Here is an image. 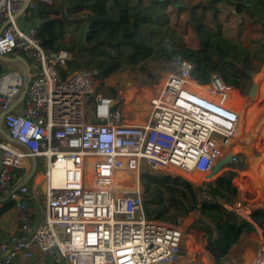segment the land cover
<instances>
[{
	"label": "built area",
	"instance_id": "1",
	"mask_svg": "<svg viewBox=\"0 0 264 264\" xmlns=\"http://www.w3.org/2000/svg\"><path fill=\"white\" fill-rule=\"evenodd\" d=\"M63 2L0 0V57L29 66L24 75L5 65L0 75V116L20 143H0V199H12L21 213L18 232L0 243V264L53 250L51 264H175L185 232L146 217L141 169L194 185L193 178L206 179L238 137L240 112L228 103L244 98L249 87L230 86L218 73L203 84L184 62L166 78L149 119L129 124L113 98L97 94L90 71L63 77L59 67L73 54L46 50L37 26L28 24L37 4ZM32 158L46 169L45 208L37 221L31 205L40 202L39 184L30 185L33 176L19 187ZM55 168L64 172L61 187L51 182Z\"/></svg>",
	"mask_w": 264,
	"mask_h": 264
},
{
	"label": "trees",
	"instance_id": "2",
	"mask_svg": "<svg viewBox=\"0 0 264 264\" xmlns=\"http://www.w3.org/2000/svg\"><path fill=\"white\" fill-rule=\"evenodd\" d=\"M223 1L229 3L230 0H208V3L216 6ZM235 1L239 8L244 5L249 9L253 5L248 2L255 1L264 11V0ZM178 3L180 0H64L57 6L37 4L38 16L34 12L32 18L38 21V36L46 50L52 53L66 50L73 54L72 60L59 67L63 77L85 69L96 81L103 82L126 70L145 73L143 64L160 58L165 63L179 65L189 62L192 74L203 84L209 82L213 73H218L230 86H250V73L257 75L263 68L264 48L252 51L230 38L212 33L195 13V7ZM170 5L179 12L187 10L188 24L198 39V48L187 46L183 37L170 26L167 13ZM262 14L264 16V12ZM70 24L80 25L82 32L88 26L86 38L83 33L70 35L67 29ZM5 64L0 60V75L5 71ZM262 92L264 83L259 94ZM251 116L249 112L244 117L240 115L248 123ZM237 177L238 174L230 170L212 182L194 185L178 175L143 171L140 182L146 217L153 221L192 218L190 229L202 232L205 240L204 262L213 264V257L215 264H223L242 237L257 230L264 236V204L249 208V217H244L237 205L243 207L245 203L232 183ZM16 207L12 199L2 202L0 220ZM56 254L53 250L43 255L45 261L41 264H51ZM245 257L252 264L257 256L247 250Z\"/></svg>",
	"mask_w": 264,
	"mask_h": 264
},
{
	"label": "rangeland",
	"instance_id": "3",
	"mask_svg": "<svg viewBox=\"0 0 264 264\" xmlns=\"http://www.w3.org/2000/svg\"><path fill=\"white\" fill-rule=\"evenodd\" d=\"M178 4L190 8L195 7V13L202 18L212 33L230 38L252 51L264 48V23H262L264 11L259 9L255 1L248 2L249 5H253L252 9L244 5L239 8L238 2L235 0H230L229 3L223 1L217 3L216 6H210L208 0H180ZM167 13L170 26L183 37L186 45L198 48V39L188 24L187 10L179 12L174 9L173 5H170L167 8ZM253 14H257L256 17H253ZM24 20V18H19L18 22L22 24ZM37 23V19L32 18L31 14L28 24L37 25ZM67 29L70 35L83 33L82 36H84L80 25L70 24ZM31 59L28 57L30 63ZM143 65L145 73L126 70L111 75L103 82L96 81L97 94L113 98L121 106L129 124H142L149 119L152 101L159 95L166 78L169 74L178 72L181 67L174 62L165 63L160 58L149 59ZM12 67L19 68L23 74L26 72L23 64L16 63ZM260 79L262 80L260 81ZM253 81L259 84L255 100L247 97L248 90H251L250 85L243 94L244 98L228 103H234L243 117L247 112L251 113L250 123L240 117L236 141L224 152V157L217 162L211 174L204 180L203 178H193L196 185H204L214 181L227 171H235L238 177L232 183L239 190L240 198L245 203L243 207L237 205L244 217H249V208H257L264 204V92L259 94L260 87L264 83V65ZM114 92L117 93L116 97L113 96ZM38 163L35 175L41 177L43 181L40 187V210L44 211L46 169L43 167V160H39ZM143 171L152 172L154 170L145 166L141 169V173ZM38 181L41 182V180ZM30 185H33L32 180ZM162 222L172 226L181 225L185 232L181 257L175 264H206L204 262L206 249L203 233L190 229L192 218H182L180 222L179 219ZM247 250L253 251L257 256L252 264H256L264 256L262 231L257 230L256 233L242 237L223 264H249L245 257ZM43 261H45V256L35 255L31 261L20 259L14 264H41ZM212 261L215 264L213 258Z\"/></svg>",
	"mask_w": 264,
	"mask_h": 264
},
{
	"label": "crops",
	"instance_id": "4",
	"mask_svg": "<svg viewBox=\"0 0 264 264\" xmlns=\"http://www.w3.org/2000/svg\"><path fill=\"white\" fill-rule=\"evenodd\" d=\"M247 6H249V5L247 4ZM7 59H9V60L5 61L6 62L5 65H8V66L12 67V65L13 64L15 65L16 63L23 64L24 67H25V70H26L25 73L27 74L28 69H27L26 63L20 62L17 58H7ZM261 80L262 79H260V81ZM1 120L2 119L0 118V121ZM2 130L5 133L8 134L7 129H6L5 125H4V123H3V120H2ZM7 142H9L7 140V138H5L3 136V134L0 132V143H7ZM1 153H2V151L0 150V156H1ZM31 180L33 181V184H35V183L39 184V191H40V187H41V185L43 183L41 177H38V175L37 176L35 175ZM38 180H41V182L38 181ZM40 196H41V194H40ZM2 202H4V200L0 199V203L1 204H2ZM40 205H41V202H39L38 204L34 203V204L31 205L32 206L31 209H32V212H33V218L35 219V221L39 220V218H41V216L43 215L42 214L43 210H40ZM20 216H21V213H20L18 205H17V207L15 209H12L11 211L6 213L2 217V219L0 220V243L5 241V240H7L10 236H12V235H14V234H16L18 232V229L20 227Z\"/></svg>",
	"mask_w": 264,
	"mask_h": 264
},
{
	"label": "water",
	"instance_id": "5",
	"mask_svg": "<svg viewBox=\"0 0 264 264\" xmlns=\"http://www.w3.org/2000/svg\"><path fill=\"white\" fill-rule=\"evenodd\" d=\"M35 15L38 16V13L35 12ZM88 32H89V27L86 26L85 29H84V36H83L84 39L86 38ZM0 60L8 61L9 59L0 57ZM26 65H27V69H28L29 66H28V64H26ZM250 75H251L252 80H254L255 77H256V74L253 73V72H251ZM258 87H259L258 83H256V82L253 81L252 84H251V90H250V94H249V95H250V98H251L252 100H255V98H256V95H257V92H258ZM25 93H26V91L24 92L23 96L25 95ZM23 96H22V97H23ZM22 97H21V98H22ZM21 98H20V99H21ZM3 117H4V114H2V115L0 116L1 119H3ZM0 132L3 134V136H4L5 138H7V140H8L9 142H11V143H13V144L20 145V143H19L17 140L13 139L11 136H9L7 133H5V132L2 130V120L0 121ZM37 168H38V162H37V159H36V158H32V168H31V170H30V172H29V174H28V176H27V179H26L24 182H22V183L19 185V187L22 186V185L27 184V183L29 182V180H30L33 176H35L36 171H37ZM16 192H17V189L14 191V193H16ZM4 201H6V200H4Z\"/></svg>",
	"mask_w": 264,
	"mask_h": 264
},
{
	"label": "bare ground",
	"instance_id": "6",
	"mask_svg": "<svg viewBox=\"0 0 264 264\" xmlns=\"http://www.w3.org/2000/svg\"><path fill=\"white\" fill-rule=\"evenodd\" d=\"M259 85V84H258ZM259 88V87H258ZM124 176V175H123ZM51 182L55 187H61L64 182V172L62 169L55 168L50 172ZM129 184L133 181L132 178L128 177ZM121 181V180H120ZM254 261V260H253ZM256 264H264V256Z\"/></svg>",
	"mask_w": 264,
	"mask_h": 264
}]
</instances>
